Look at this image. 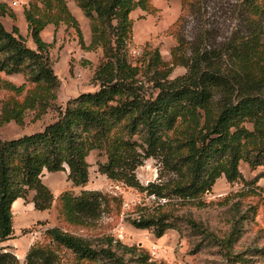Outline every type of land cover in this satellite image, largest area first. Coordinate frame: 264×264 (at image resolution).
<instances>
[{
  "label": "trees",
  "instance_id": "16d2710c",
  "mask_svg": "<svg viewBox=\"0 0 264 264\" xmlns=\"http://www.w3.org/2000/svg\"><path fill=\"white\" fill-rule=\"evenodd\" d=\"M74 1L89 21L88 47L101 51L91 78L96 90L68 100L56 119L40 130L0 139V241L11 237L13 200L26 201L29 192L34 210L48 209L53 194L41 181L42 174L65 171L73 186H84L86 157L92 150L104 157L96 162L100 174L156 200L153 206L137 209L128 220L132 227L149 229L154 237L178 229L179 221L199 228L160 201L198 205L218 177L226 182L242 178L239 162L264 169V0H180L169 65L156 48L127 57L129 13L143 0ZM22 16L33 49L15 25L4 28L1 18L13 20L14 13L0 0V72L24 76L22 84L7 82L5 87L17 96L30 85L21 99L1 102L0 126L9 121L22 124L27 109L37 118L55 99L58 81L49 45L39 34L44 26L69 24L82 43L64 0H34ZM174 66L184 72L170 78ZM146 159L156 161L157 175L142 185L134 171ZM58 199L60 213L69 222L94 219L105 205L100 192L86 189L78 195L63 191ZM42 232L76 259L126 264L110 238L103 247L57 227ZM55 257L54 250L33 241L22 264H53ZM0 264L18 260L0 249Z\"/></svg>",
  "mask_w": 264,
  "mask_h": 264
},
{
  "label": "rangeland",
  "instance_id": "374dc122",
  "mask_svg": "<svg viewBox=\"0 0 264 264\" xmlns=\"http://www.w3.org/2000/svg\"><path fill=\"white\" fill-rule=\"evenodd\" d=\"M14 13V19L1 18L6 30L15 25L21 31L24 43L34 48L26 34L25 23L19 17L23 8L34 0H3ZM68 12L76 20L81 42L74 28L69 24L48 23L40 31L41 39L47 43L48 58L52 71L58 81L55 99L51 105L38 116L27 109L22 124L9 121L0 126V139L8 140L23 134L40 130L57 117V110H62L65 103L77 95L96 90L92 81L94 68L101 58L99 48L88 47L89 21L77 8L74 0H64ZM180 0H143L129 13L131 19L130 41L126 47L128 58L137 57L143 50L156 48L160 59L166 65L170 63L169 48L174 44L172 27L179 14ZM16 15L19 17L17 18ZM264 37V19H263ZM184 69L172 67L169 77L180 75ZM18 86L24 82L21 73L5 75L0 72V104L4 99L15 97L21 99L26 85L17 96L5 87V83ZM104 157L92 150L86 157L88 163L87 182L84 186H73L66 179V172H44L41 181L53 194L51 206L43 211L26 209L14 213L11 209V224L18 240L27 239L30 243L48 246L55 252L53 264H110L96 258L94 260L76 259L74 255L61 246L54 244L44 231L57 227L63 232L91 240L95 246H105V238H110L111 247L116 255L126 264H264V172L262 166L248 167L238 163L242 178L226 182L223 176L215 179L208 192L201 196V203L176 206L172 200L164 202L166 209L184 218H190L200 227L192 229L185 222L177 223L178 229H168L160 237H154L149 229H136L128 220L134 217L140 207H150L156 201L146 197L135 188L122 182L112 181L97 171L96 162ZM137 181L145 185L154 181L157 164L153 159H146L134 171ZM82 189L98 191L104 196V209L94 219H77L69 222L60 213L59 193L66 191L78 195ZM31 193L26 194L28 201ZM25 204V203H24ZM11 208V207H10ZM41 233V235H40ZM40 235V236H39ZM119 245H117V243ZM133 247V251L121 248ZM27 247V248H28ZM22 264L23 259H17Z\"/></svg>",
  "mask_w": 264,
  "mask_h": 264
},
{
  "label": "crops",
  "instance_id": "0c3cea01",
  "mask_svg": "<svg viewBox=\"0 0 264 264\" xmlns=\"http://www.w3.org/2000/svg\"><path fill=\"white\" fill-rule=\"evenodd\" d=\"M19 15H20V17L18 15H16V17L17 18L19 17V20L21 21L22 24H23V22L25 23V21L23 20L22 12ZM25 27H26V25H25ZM18 32L22 36L21 31L19 30ZM13 208H14V213L15 212L22 213L26 209H30L31 211L34 210L32 207V203L29 202V199H28V201H23V199H21V198H16L15 200H13V202L11 203V209H13ZM26 244H27V239L24 238L23 240H18L16 238V231L12 227L11 237L7 238L3 241H0V249L2 251H10L11 253H13L15 255V257L17 259L20 260V259H23L24 254L27 250L28 246L26 247Z\"/></svg>",
  "mask_w": 264,
  "mask_h": 264
}]
</instances>
